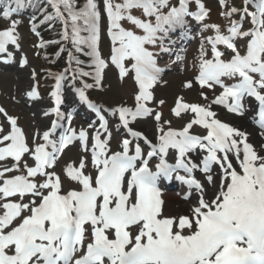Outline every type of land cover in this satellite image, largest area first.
Returning a JSON list of instances; mask_svg holds the SVG:
<instances>
[{
  "label": "snow or ice",
  "instance_id": "snow-or-ice-1",
  "mask_svg": "<svg viewBox=\"0 0 264 264\" xmlns=\"http://www.w3.org/2000/svg\"><path fill=\"white\" fill-rule=\"evenodd\" d=\"M46 2L53 11L41 22L59 21L62 32L59 40L38 47L60 44L57 55L67 51L69 67L52 74L55 107L45 115L56 118L48 130L33 135L31 144L18 118L0 107V264H264V144L257 149L247 132L214 110L219 106L245 117L254 101V122L264 137V0H243L242 7L218 0L220 16L228 21L223 31L207 23L211 9L204 0H177L176 5L171 0H103L107 57L100 50L102 13L96 0L82 7L78 0ZM193 3L196 11L190 9ZM29 6L39 8L34 0H3V18L10 20L0 29L5 63L13 58L9 46L20 51L19 21L11 17ZM134 10H141L143 18ZM189 18L200 27L201 43L196 75L184 88L198 87L202 102L178 97L171 115L184 123L173 127V120L153 106L165 104L155 100L153 89L165 71L158 63L161 56L183 62L173 52L172 34L185 32ZM209 31L213 34L205 36ZM74 53L88 57L92 71H85ZM27 64L25 57L21 66ZM110 65L122 81L133 79V106L104 108L87 95L88 89L103 86ZM69 72L80 102L99 121L98 127L89 124L91 136L87 129L72 128V116L60 110ZM77 81L81 87H75ZM28 95L40 98L35 89ZM106 113L127 134L119 150L111 147ZM65 119L69 126L56 139ZM148 120L155 125L154 141L133 127ZM75 143L83 153L79 161L57 171ZM173 179L187 190L182 197L189 204L186 214L166 209L161 183Z\"/></svg>",
  "mask_w": 264,
  "mask_h": 264
},
{
  "label": "rangeland",
  "instance_id": "rangeland-1",
  "mask_svg": "<svg viewBox=\"0 0 264 264\" xmlns=\"http://www.w3.org/2000/svg\"><path fill=\"white\" fill-rule=\"evenodd\" d=\"M23 53L30 59V62L27 64V67L25 69H19L18 64L16 62L14 64V67L11 69V72L14 78L12 77L8 84L1 85V88L3 91V98H4L5 103L14 104L15 108H13V112L21 116V122L23 123L25 128L29 130V132L32 135L34 132H37L35 129L37 128L36 123L38 121L37 110H38V113L40 114L41 109L43 108V106H45L46 100L44 98L43 100L37 99L36 103L29 106V109L28 108L25 109L21 105H15V102L19 103L21 100H24V98H26L27 95H25V93L27 91L29 92L30 90L31 82H33L32 75H33L34 70H36V61L32 60L33 55L30 54L29 49L23 48ZM209 53H211L210 49H209ZM7 71H9V69ZM1 78H0V81H1ZM20 78H25L27 80L26 84H24L23 80H20ZM187 79L188 77L186 75L172 78L169 83V87H167V89L165 90H159L157 94H161V96H165L166 98L167 96H169V94L174 96L177 92L182 91L181 89L179 90V87H181V85L179 86V84H181L183 81ZM108 85L109 86L106 90V95L96 98V100L104 102L108 105H117V104L124 102L125 100H127L128 97H130V94L133 92L129 84L118 85L113 79L109 80ZM195 102H198V100H196ZM170 104L171 102H168L167 106H163L161 109H169ZM38 107L39 109H37ZM168 115H169L168 112L163 111L164 119H166V116ZM142 129L143 128H141L140 130L142 131ZM145 129L147 130V128H144V130ZM148 134H150V132ZM74 155L79 156L78 152L74 149L67 152L59 164L58 171H60V169H62L65 166V164L71 163L72 156ZM170 195H171L170 197L172 200L168 202L169 204L167 206L168 207L172 206L174 209H177L178 207L176 204L177 197L172 194ZM187 207L189 210V205H187Z\"/></svg>",
  "mask_w": 264,
  "mask_h": 264
},
{
  "label": "bare ground",
  "instance_id": "bare-ground-1",
  "mask_svg": "<svg viewBox=\"0 0 264 264\" xmlns=\"http://www.w3.org/2000/svg\"><path fill=\"white\" fill-rule=\"evenodd\" d=\"M21 80H23L24 84H26V79H25V78H21ZM237 124H240L241 126L247 128V127H246V126H247L246 123H245L244 121H242V120L238 121ZM39 126H43V123H42V122H39ZM166 200H167V202H168L169 200H171L170 195L167 196ZM177 205H179V204H177ZM184 208H185V206L179 205V207H178L177 210H171L170 208H167V211H169V212H171V213H173V214H178V213H180Z\"/></svg>",
  "mask_w": 264,
  "mask_h": 264
}]
</instances>
